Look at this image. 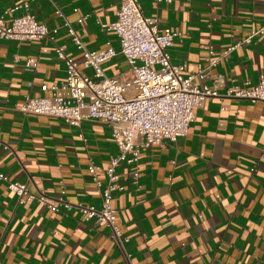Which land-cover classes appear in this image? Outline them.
<instances>
[{"label":"crops","instance_id":"1","mask_svg":"<svg viewBox=\"0 0 264 264\" xmlns=\"http://www.w3.org/2000/svg\"><path fill=\"white\" fill-rule=\"evenodd\" d=\"M139 1L147 17L178 32L169 52L186 74L205 68L213 51L219 62L204 81L212 86L213 77L222 75L220 93L264 78V39L253 33L264 24V0ZM120 2L0 0L7 24L30 12L50 30L58 29L44 39L0 36V172L7 178L0 181V262L125 264L129 254L133 264H264L263 101L209 98L195 109L186 135L142 147L133 164H122L117 170L122 188L112 200L120 241L106 223L75 206L102 207L105 169L118 153L112 128L92 120L71 126L62 118L18 110L27 95L41 96L44 84L65 79L57 46L94 74L83 67L66 21L89 50H120L116 32L103 26L116 20ZM28 60L38 67L28 69ZM103 68L120 76L130 64L119 53ZM91 165L99 166L101 186ZM10 182L73 206L52 211L21 201Z\"/></svg>","mask_w":264,"mask_h":264},{"label":"built area","instance_id":"2","mask_svg":"<svg viewBox=\"0 0 264 264\" xmlns=\"http://www.w3.org/2000/svg\"><path fill=\"white\" fill-rule=\"evenodd\" d=\"M65 26L77 48L82 51L83 67L92 68L94 74H86L64 47L57 46L56 53L67 67L65 79L58 84H44L41 96L27 95L18 110L27 115L62 118L71 126H80L84 121L92 120L112 128L118 153L105 169L107 184L100 189L102 207L75 206L87 218L96 217L98 221L106 223L113 237L120 241L122 232L117 221V210L112 205L114 192L122 188L118 168L124 163L133 164L142 147L150 148L165 141L176 142L186 135L195 118V109L209 98L229 97L264 102V78L255 84L248 82L242 87L232 86L224 94L220 93L219 86L224 80L222 75L213 77L212 86L204 81L219 62V58L213 56V51H210L205 68L186 74L182 65L172 62L169 52L178 32L162 28L159 18L147 17L139 0H121L116 20L103 24L118 35L119 51L114 47L101 51L89 50L82 36L68 21ZM57 32L58 29L50 30L30 12L17 17L11 24L0 17V36L7 39H44ZM253 33L261 34L264 39V24ZM239 45L240 42L231 45L229 52ZM119 53L127 58L130 70L125 75L109 76L103 64ZM25 66L33 70L38 67V62L28 60ZM98 169L99 166H89L96 183L101 186ZM135 175L138 173L135 172ZM5 179V174L0 172V181ZM9 188L21 201H36L52 211L71 209L73 206L61 197L54 199L44 192L32 193L26 183L10 182ZM127 257L125 264H133L129 254Z\"/></svg>","mask_w":264,"mask_h":264}]
</instances>
